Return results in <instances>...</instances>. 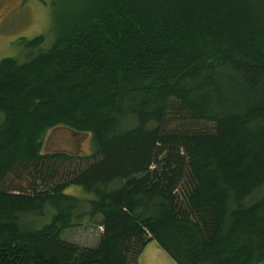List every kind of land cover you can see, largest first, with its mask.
<instances>
[{
    "label": "trees",
    "instance_id": "16d2710c",
    "mask_svg": "<svg viewBox=\"0 0 264 264\" xmlns=\"http://www.w3.org/2000/svg\"><path fill=\"white\" fill-rule=\"evenodd\" d=\"M55 31L0 60V264H264V0H81ZM58 127L94 152L44 151ZM82 203L94 247L62 236Z\"/></svg>",
    "mask_w": 264,
    "mask_h": 264
},
{
    "label": "rangeland",
    "instance_id": "374dc122",
    "mask_svg": "<svg viewBox=\"0 0 264 264\" xmlns=\"http://www.w3.org/2000/svg\"><path fill=\"white\" fill-rule=\"evenodd\" d=\"M79 2L81 0H0V60L5 57H15L21 62L27 60L23 40L39 35L45 36L44 47H50L56 37V15L67 12ZM43 145L44 151H64L73 155H90L95 150L92 134L75 133L65 127L49 130L43 138ZM66 192L82 198L93 197L75 185L68 186ZM88 209L89 205L82 203L77 211L83 214L80 224L65 230L62 236L81 246L94 247L102 231L101 217L90 218L86 212ZM52 213L48 207L43 217L26 216L22 222L28 228L39 229L51 220ZM138 264L177 263L157 241L152 240L140 252Z\"/></svg>",
    "mask_w": 264,
    "mask_h": 264
}]
</instances>
